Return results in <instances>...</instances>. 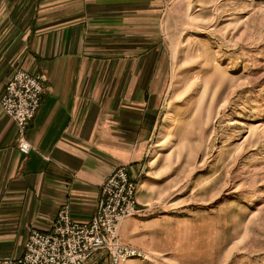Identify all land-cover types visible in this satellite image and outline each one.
<instances>
[{
    "label": "crops",
    "instance_id": "crops-1",
    "mask_svg": "<svg viewBox=\"0 0 264 264\" xmlns=\"http://www.w3.org/2000/svg\"><path fill=\"white\" fill-rule=\"evenodd\" d=\"M163 10L164 0H0V103L17 71L45 78L26 134L28 156L0 105V260L22 257L30 232H49L65 206L74 220L89 222L119 166L138 182L140 210L123 223L121 242L157 255L173 251L180 222L163 209L156 160H148L157 117L150 79L134 81L143 85L134 93L137 63L126 59L133 38L146 35L147 17L163 27ZM86 264L112 263L100 251Z\"/></svg>",
    "mask_w": 264,
    "mask_h": 264
},
{
    "label": "rangeland",
    "instance_id": "rangeland-1",
    "mask_svg": "<svg viewBox=\"0 0 264 264\" xmlns=\"http://www.w3.org/2000/svg\"><path fill=\"white\" fill-rule=\"evenodd\" d=\"M162 15L126 59L133 84L150 79L148 160L180 225L173 251L135 260L264 264V0H164Z\"/></svg>",
    "mask_w": 264,
    "mask_h": 264
},
{
    "label": "built area",
    "instance_id": "built-area-1",
    "mask_svg": "<svg viewBox=\"0 0 264 264\" xmlns=\"http://www.w3.org/2000/svg\"><path fill=\"white\" fill-rule=\"evenodd\" d=\"M45 91V78L17 71L8 82L1 109L16 125L19 152L28 156L33 148L26 138ZM138 182L126 166L118 167L106 180L95 215L89 222H78L65 206L52 229H33L25 253L18 259H3L0 264H86L97 252L107 251L112 264L147 259L145 251L121 242L123 223L140 213Z\"/></svg>",
    "mask_w": 264,
    "mask_h": 264
}]
</instances>
